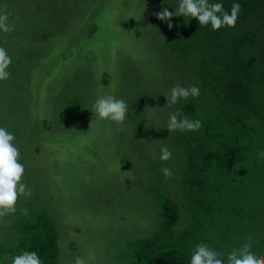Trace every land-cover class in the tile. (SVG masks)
<instances>
[{"label":"trees","instance_id":"trees-1","mask_svg":"<svg viewBox=\"0 0 264 264\" xmlns=\"http://www.w3.org/2000/svg\"><path fill=\"white\" fill-rule=\"evenodd\" d=\"M69 1L58 3L48 0L51 11L59 4L76 3L75 0ZM136 1L143 4L139 13L144 24L142 22L141 26H137L132 20L125 32L129 35L132 32V37L135 34L136 38H140V32L149 29L152 41L147 51L158 53L157 71L180 77L191 71L197 80H189L183 86L200 89L199 96H189L169 106L165 97L170 94L174 86L170 84L174 81L168 87L160 88L162 103L169 107V111L179 112L178 119L187 117L201 121L198 131L176 130L174 144L178 147L183 138L181 132L190 136L198 133L205 144L198 149L179 150V165L182 161L187 169V202H181L183 196L176 200L163 198L157 234L136 238L137 246L130 249L126 264H190L192 251L201 243L221 253L219 258L225 264L228 253L241 248L246 242L253 252L264 256V157L259 155L264 152V24L259 20L264 22V11H261L264 0H209V3H222L226 12H230L233 4L241 6L235 27H223L217 31H212L210 25L200 26L195 18L174 16L171 21L156 18L154 14L162 8L174 11L179 0ZM83 3L72 5L78 9V14L89 5ZM27 6L34 12L31 13V29V24L27 26L22 16L20 25L13 20L20 12L27 14ZM37 6L40 8V0H0V12L8 13V24L14 28L9 33L0 31V47L6 49L12 60L7 69L9 78L0 81V124L14 135L13 143L19 151H23H20V162L25 170L31 160L42 170L38 159L31 154L41 153V146L44 145L41 138L34 137L35 133L37 137L47 135V128L48 135L61 130L66 134L80 133L81 129L86 130L94 124L86 119L93 114L92 106H79L76 102L51 114H41L45 103L36 100L38 86H31V78L35 73L33 66L36 65L37 69L45 64L38 62L34 48L47 45L51 30L43 29V21L37 23L34 17ZM74 10L70 11L74 13ZM55 21L48 24L53 26ZM186 21L188 25H185ZM169 22L173 24L171 29L167 26ZM196 47L200 48L199 56L195 55ZM206 63L208 67L205 70ZM100 74L109 76L107 71H100ZM128 84L132 88L141 85L139 77ZM153 86H157L156 81ZM117 93H126L127 100L115 98L127 103L125 126L135 127L137 135L141 129L155 122L152 119L157 120L160 112L156 106L160 110L163 108L162 103L156 100L148 101V107H145L140 92L132 89L127 92L117 90ZM99 97L100 94L90 98L84 95L83 98L89 104ZM207 98H211L212 105H208ZM150 107L153 109L151 115L148 113ZM4 113L7 117L3 116ZM33 117L42 129H46L35 130ZM131 121L134 123L131 124ZM57 126L61 128L56 131L54 127ZM154 127L152 123V129ZM172 132L167 131V134ZM51 153L55 154L54 148L47 152ZM48 167L46 164V171H42L46 181L51 178ZM173 173L178 181V169ZM21 182L32 194L18 199L14 214L0 218V230L3 229L0 264H11L13 256L24 251H36L42 264H57L59 232L56 227H64L52 221L55 212L50 211L53 210L50 201L44 203L46 209L34 205L33 210L27 205L28 202L34 203L33 179L28 180L24 172ZM128 186L131 187L130 184ZM122 194L119 187L110 191L113 198L124 197ZM24 209H27V214H24ZM185 210L190 216L188 223L184 222Z\"/></svg>","mask_w":264,"mask_h":264},{"label":"rangeland","instance_id":"rangeland-1","mask_svg":"<svg viewBox=\"0 0 264 264\" xmlns=\"http://www.w3.org/2000/svg\"><path fill=\"white\" fill-rule=\"evenodd\" d=\"M83 2L89 5L80 14L70 4H59L51 11L48 0H40V8H35L37 23L41 20L43 29L51 30L47 45L34 48L38 62L45 64L37 69L34 65L35 73L31 78V86H38L36 100L45 103L41 114H51L71 102L92 106L96 100L88 104L84 95L89 98L99 94L112 95L127 100L126 93L116 92L131 89L140 92L143 105L148 107L150 100L162 103L160 88L168 87L169 83L174 81L171 86L184 87L189 80H197L191 71L182 77L157 71L159 55L147 51L152 41L149 29L141 31L140 38L135 34L132 37V32L130 35L125 32L132 20L137 26L144 24L139 13L143 4L136 0H80L81 5ZM72 9H75L74 13L70 11ZM26 11L27 14L20 12L13 20L20 25L22 16L27 26L31 24V29V13L34 12L29 6ZM67 11L70 12L66 14ZM53 21V26L48 24ZM199 46L203 49L200 42ZM199 54L200 48L196 47L195 55ZM207 67L206 63L205 70ZM100 71L109 72V76L101 75ZM138 77L141 85L129 86V81H136ZM155 81L157 86H153ZM210 93L212 95V91ZM219 93L223 95L221 91ZM207 103L209 106L213 104L211 98H207ZM162 107L160 110L156 106L160 113L157 120L152 119L154 129L150 123L149 127L141 129L139 135L134 133L135 127L125 126L124 121L117 124L99 120L94 113L86 117L94 124L86 130L81 129L80 133L66 134L61 130L48 135V128L47 135L37 137L35 133L34 137L41 138L44 145L41 153L31 154L38 159L42 170L32 160L26 166L25 176L28 180L33 179L34 190V203L28 202L27 205L33 210L34 205L46 209L44 203L50 201L53 207L50 211L55 212L52 221L65 228L56 227L59 232L57 264H74L76 257L84 258L87 264H126L130 249L137 246L136 238L157 234L163 198L176 200L183 196L181 202H187V169L182 161L179 165V150L198 149L204 147L205 142L198 133L190 136L181 132L183 138L177 147L174 144L176 131L167 134L169 116L174 112L169 111L164 103ZM148 113H153L151 107ZM3 116L7 117V114ZM33 126L35 130L42 129L37 120L33 121ZM0 127L5 128V125L0 124ZM54 128L59 130L61 127ZM189 138L191 140L187 141ZM162 147L172 153L167 161L159 159ZM52 148L55 154H47ZM46 164L51 177L48 181L46 175L42 177ZM163 168L172 171L171 178H165ZM177 169L178 181L173 173ZM116 187L123 191L124 197L110 196V191ZM183 214L184 222L188 223L189 214L186 210ZM2 234L3 229L0 236Z\"/></svg>","mask_w":264,"mask_h":264},{"label":"clouds","instance_id":"clouds-1","mask_svg":"<svg viewBox=\"0 0 264 264\" xmlns=\"http://www.w3.org/2000/svg\"><path fill=\"white\" fill-rule=\"evenodd\" d=\"M79 4L80 0H75ZM241 6L233 4L230 12L224 11L222 3H209V0H179L174 11L162 8L154 15L158 20L171 21L174 16L195 18L200 26H211L212 31L223 27H235ZM219 14V15H218ZM168 28L173 27L168 23ZM14 28L8 24V13L0 12V31L9 33ZM12 63L11 57L5 48L0 47V81L7 80L10 73L7 71ZM200 95V89L196 86L188 88L177 85L173 87L170 94L165 98L168 105L177 103L180 99H187L189 96L195 98ZM128 111L127 103L114 96H101L92 105V112L99 120H110L122 124ZM179 112L169 116L167 128L169 131H198L201 128V121L189 120L187 117L178 119ZM15 137L6 128L0 127V218L14 214L16 203L20 196H31V190L22 183L25 166L20 162V151L13 143ZM264 157V152L259 153ZM172 153L167 147L160 149L159 159L167 161ZM165 178H171L172 171L169 168L162 169ZM27 214V209L23 210ZM251 240V237H248ZM222 254L213 250L206 243L197 244L191 253L190 264H225L219 257ZM92 256L89 254V259ZM11 264H42L40 256L36 251H24L12 258ZM74 264H87L84 258L76 257ZM227 264H264V256L258 255L251 250L249 243H244L241 248L233 249L227 255Z\"/></svg>","mask_w":264,"mask_h":264}]
</instances>
